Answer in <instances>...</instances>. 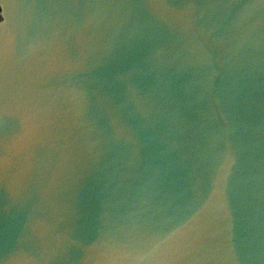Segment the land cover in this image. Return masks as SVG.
<instances>
[{
    "label": "water",
    "instance_id": "water-1",
    "mask_svg": "<svg viewBox=\"0 0 264 264\" xmlns=\"http://www.w3.org/2000/svg\"><path fill=\"white\" fill-rule=\"evenodd\" d=\"M0 16V264H264V0Z\"/></svg>",
    "mask_w": 264,
    "mask_h": 264
},
{
    "label": "trees",
    "instance_id": "trees-1",
    "mask_svg": "<svg viewBox=\"0 0 264 264\" xmlns=\"http://www.w3.org/2000/svg\"><path fill=\"white\" fill-rule=\"evenodd\" d=\"M0 18H1V16H0Z\"/></svg>",
    "mask_w": 264,
    "mask_h": 264
}]
</instances>
